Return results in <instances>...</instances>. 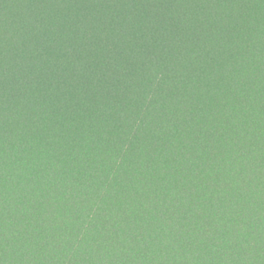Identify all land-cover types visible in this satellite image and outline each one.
Instances as JSON below:
<instances>
[{
    "label": "trees",
    "instance_id": "trees-1",
    "mask_svg": "<svg viewBox=\"0 0 264 264\" xmlns=\"http://www.w3.org/2000/svg\"><path fill=\"white\" fill-rule=\"evenodd\" d=\"M0 264H264V0H0Z\"/></svg>",
    "mask_w": 264,
    "mask_h": 264
}]
</instances>
